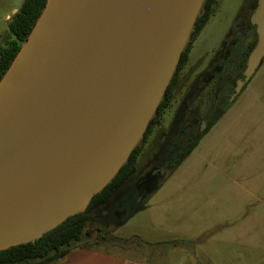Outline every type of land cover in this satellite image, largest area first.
I'll list each match as a JSON object with an SVG mask.
<instances>
[{"label": "water", "instance_id": "obj_1", "mask_svg": "<svg viewBox=\"0 0 264 264\" xmlns=\"http://www.w3.org/2000/svg\"><path fill=\"white\" fill-rule=\"evenodd\" d=\"M49 2L0 83V251L40 239L112 179L204 0ZM251 21L258 42L236 95L264 60V0Z\"/></svg>", "mask_w": 264, "mask_h": 264}, {"label": "rangeland", "instance_id": "obj_2", "mask_svg": "<svg viewBox=\"0 0 264 264\" xmlns=\"http://www.w3.org/2000/svg\"><path fill=\"white\" fill-rule=\"evenodd\" d=\"M24 1L0 0V47L9 39L10 20ZM247 1L218 0L182 74L212 55ZM192 31L193 26L183 50ZM33 36L34 32L28 42ZM182 94L177 92L162 118L163 130L172 121ZM157 129L144 145L138 172L144 170L147 148L157 141ZM142 138L143 132L134 146L142 144ZM202 138L200 146L150 196L144 210L119 229L104 230L100 234L104 241L96 235L85 237L83 247L119 248L122 252L135 248L133 256L140 259L161 249L168 255L158 260L162 264L176 263L171 257L174 251L180 264H194V260L197 264H264V60L236 101Z\"/></svg>", "mask_w": 264, "mask_h": 264}, {"label": "trees", "instance_id": "obj_3", "mask_svg": "<svg viewBox=\"0 0 264 264\" xmlns=\"http://www.w3.org/2000/svg\"><path fill=\"white\" fill-rule=\"evenodd\" d=\"M48 2L49 0H25L21 8L10 20L9 39L0 47V83L21 52L23 44L28 41L38 21L44 14ZM217 4L218 0H204L202 4L204 11L201 15L197 16L190 40L182 51L176 67L182 69L188 63L192 46L215 13ZM178 73L176 72L172 76L161 101L143 132L142 144L132 149L126 162L118 169L112 179L90 199L85 208L68 217L35 242L19 244L1 250L0 264H58L70 251L81 247V245L83 247L84 244L82 242L85 237L92 238L96 235L98 240H101L100 234L104 230L119 229L136 213L145 209L147 200L161 187L164 179L178 169L198 145L201 138L227 111L224 110L216 116L208 129L176 159L168 174L155 186L152 193L142 203L134 204L136 197L133 193L134 182L131 181V178L137 172L139 159L147 139L154 132V129L161 124L165 113L172 106L179 79ZM125 191L128 193L127 201L134 204V206L131 211L118 219L114 212L115 210L123 209V195ZM102 241H104L103 238Z\"/></svg>", "mask_w": 264, "mask_h": 264}, {"label": "flooded vegetation", "instance_id": "obj_4", "mask_svg": "<svg viewBox=\"0 0 264 264\" xmlns=\"http://www.w3.org/2000/svg\"><path fill=\"white\" fill-rule=\"evenodd\" d=\"M257 6L258 0L245 3L211 56L201 58L186 73L182 74V70L189 61L184 68H175L174 73L179 72L175 96L179 91L183 94L168 128L163 130L162 123L157 126V141L152 142L145 152L147 162L144 170L138 172V167L131 178L136 197L134 204L142 203L152 193L172 168L178 158L176 154L184 153L208 129L216 116L235 102L247 84L242 85L236 95L239 83L245 79L248 58L258 42L257 27L251 21ZM203 11L201 7L199 14ZM127 194L125 191L123 195V209L114 212L118 219L133 209L134 204L127 201Z\"/></svg>", "mask_w": 264, "mask_h": 264}, {"label": "crops", "instance_id": "obj_5", "mask_svg": "<svg viewBox=\"0 0 264 264\" xmlns=\"http://www.w3.org/2000/svg\"><path fill=\"white\" fill-rule=\"evenodd\" d=\"M208 132H210V129ZM208 132L206 134H208ZM202 139L199 141L195 149L200 146ZM178 241L179 240H175L174 242H178ZM186 241L190 242L189 240H186ZM119 244L122 245V243H119ZM133 249L137 251V249L135 248ZM133 249L130 250V249L125 248V251L122 252V250L119 248L118 250L117 249L105 250V249L94 248V247H78L70 251L66 255V257L58 264H162L158 260H161V259L165 260L168 257V255L165 252L159 249L157 252H153L151 255H147L145 259L144 258L140 259V258H137L138 255L137 257L135 255L133 256L134 254L132 252ZM197 256H200V253ZM171 257L176 262L175 264H180L179 255H177L175 251L173 252V255H171ZM196 261L198 260H194V264H197Z\"/></svg>", "mask_w": 264, "mask_h": 264}]
</instances>
